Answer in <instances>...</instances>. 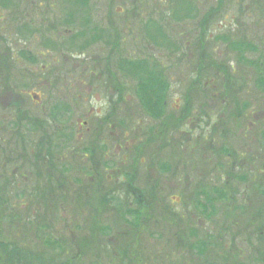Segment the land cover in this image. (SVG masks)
I'll list each match as a JSON object with an SVG mask.
<instances>
[{
  "label": "rangeland",
  "instance_id": "obj_1",
  "mask_svg": "<svg viewBox=\"0 0 264 264\" xmlns=\"http://www.w3.org/2000/svg\"><path fill=\"white\" fill-rule=\"evenodd\" d=\"M194 1L0 0V264H16L14 247L46 264H264V0ZM124 60L164 70L166 106L147 101L165 119L141 110ZM200 62L206 91L193 84ZM20 111L52 126L32 137L64 149L67 200L38 205L60 177L38 181L25 164Z\"/></svg>",
  "mask_w": 264,
  "mask_h": 264
},
{
  "label": "trees",
  "instance_id": "obj_2",
  "mask_svg": "<svg viewBox=\"0 0 264 264\" xmlns=\"http://www.w3.org/2000/svg\"><path fill=\"white\" fill-rule=\"evenodd\" d=\"M84 1H85V4L88 6L89 0H84ZM136 1H138V0H136ZM174 1H176V0H174ZM190 1L196 3L194 0H190ZM219 2H220V5L223 7L225 5V3H226V0H220ZM214 11H215V9L213 8L210 12H214ZM197 14H198V11H197ZM89 19H87L88 22H91ZM116 36H118V33L116 34ZM202 37H203V35L201 36V39H202ZM116 45H118V43H116ZM200 46H201V44H200ZM116 48H118V46H116ZM201 52H202V48H201ZM123 62H126V64H124L123 66H121L122 71H124L123 73L126 72L128 75L129 74H135V75L137 74L136 75L137 78L135 80V83H136L135 90H136V93H137V95L139 97V100L141 102L140 103V105H141L140 107H141L142 111L144 113L146 111L153 118H158L159 111L161 110V115L159 116V118L161 117V118L165 119V111H163L164 108L163 107L162 108H154L147 101V100H149V102L152 105H155V106H156V101L157 102H160V101L163 102V97L162 96H163L164 93H166V91H167V89L169 87L168 86V83H167L166 76L164 75V70H163V73H161L159 70L158 71L157 70H154V69L152 70L151 68L150 69H147L146 68L145 71H144L143 69L146 66V64L143 61H140V60H138L136 62H130L128 60H124ZM212 62L215 63L214 60H212ZM214 63H213L214 66L219 65L218 63H216L217 65L214 64ZM197 64H198V69H197V72H198V75H197L198 76V80H197V84L199 86L198 89H200V87H201V90L206 91V89L208 88V85L209 84H208V82H203L202 73L200 72L201 69H204V67H203V64L204 63L202 64L200 62V63H197ZM228 70H230V69H228ZM155 71H157V73H155ZM212 71H211V73H213ZM139 72L140 73H143L144 72V75L143 76H138ZM215 74H216V72H215ZM228 74L229 73L227 71H224V76H222V77H226V76L228 77ZM213 78H214L213 79V82H215V80L218 78V76L217 77H213ZM9 79H10V77L8 78V81H9ZM228 82L229 81L227 80V83ZM258 83L260 84V86H261V88L263 90L264 89V78H262V79L260 78L259 81H258ZM202 86L204 87L203 89H202ZM9 93H10V91L6 92L7 95ZM226 94H231V96L233 97V95L235 94V91L233 89H231V90L228 89V90H226ZM121 98L123 99V93L121 94ZM16 114H17L16 117H14V119L11 122V126H15L16 127V126H19V124H20V127L22 128V123L21 122H24L25 123L26 121H32V120H34L33 119L34 117L31 118L30 116H27L28 115L27 112H23V114H21V111H20L19 113H16ZM6 117H8V116H6ZM36 119L37 120H35V121L36 122H39V124L32 121V123H29L28 124V128H27V126L25 124V127L22 128L23 130L26 131L24 135L21 134L22 131H16L17 135L20 136L21 141L24 142V148H23V150L21 152L22 153V157L24 159V162H25V164L26 163H29V161L31 163V159H33L37 163L36 166H37L38 170L35 172L37 174H35L34 176L36 178H39L38 181L40 180V178L44 179L45 182L47 180L49 181V180L58 179L56 176H59L60 178H59V180H56L57 181V184H56L57 185V188H52V189L45 190V191L42 190V187H41V191L38 188V190H39L38 192L39 193L37 192L36 194H34V197L36 198V200L38 199V201H39V202H37V203H39L38 205H40V202H41L40 201L41 198H42L41 197V194H44L43 197H45L47 199H48V197H53L55 199L58 196V197H60L59 198L60 200H64V199L67 200V197H69L71 195L72 190H71L70 187H69V190H65V183L66 182L68 183V181L63 176L64 174H61V175L57 174L58 171L56 170V163H55V160L58 159L59 155L61 154L60 152L63 151L64 149L61 148V147H59L57 145V143L54 146H53V144L50 145L48 143L49 141H47L45 143V144L48 145V147L46 148L44 146L45 144L42 145V144H40V142L38 143L32 137L33 135H36L39 131H45L46 130L48 132L50 130V127L52 128V126H50V127H46L47 129L44 128V129L41 130L42 126H45V124H42L38 120V118H36ZM53 119H54V121H52V122L54 124H56L57 118H56V116L54 114H53ZM111 121L112 120H109L106 123L113 124V122H111ZM48 124H52V123H48ZM118 124H120L122 126L124 124V121H120V122L118 121ZM5 125H3V124L0 125V135L5 134L6 133V129H9L8 126L4 127ZM56 125H53L55 132L58 131V126H56ZM33 126L35 127L34 129H32ZM47 136H48V133H47ZM51 140H50V142H51ZM0 150L3 151V153L0 152V155H2V157H3V158L0 157V169H2L0 171L6 174L5 169H6L7 165H5L4 162L2 161L4 158H6L5 156H3V154L5 153V150L3 149V145H0ZM41 171L44 172V173H42V175H41ZM68 172H69V169H68ZM149 172H150V170H149ZM149 174L150 175H153L151 172ZM148 178H150V176H148ZM130 181L132 183H135V180H133V179H130ZM75 182L78 185L81 181L80 180L79 181L78 180H75ZM81 184L83 186V183L82 182H81ZM157 184H158V182H156L155 186H157ZM0 189L2 191L8 190L7 186H4L3 188L1 187ZM58 190L61 191V195L58 193ZM147 190L148 189L141 188V190H140L141 191V194L143 193V195L145 197H149V198L155 197L154 196L155 193L152 192L151 190H148V192L150 194V196H148L147 195ZM261 190H259V191L261 192ZM84 193H85V191H83L81 193V197L82 198H83ZM82 198H80V201H83ZM85 202H86V200H85ZM93 202L95 204H97V201H94L93 200ZM87 203H88V201L86 202V204ZM23 208H24L23 206H20L18 204L14 205L12 207L13 216L16 215V213H19V218L22 219L23 216H24L23 215L24 214L23 213ZM26 208L27 207L25 206V209ZM98 210H99V207H98ZM122 218L123 217H121V219ZM52 220H54V218ZM91 220H93V218H91ZM123 220L125 221V218H123ZM11 221H13V220L10 219L9 222H11ZM36 221H37V219H29L27 221L30 224V228H33L35 226ZM91 223H92V221H90L89 225ZM45 224H47L49 226H55L54 223H51L50 224V221H46ZM95 229L97 230V226L94 225L92 227H89L88 230L89 231L91 230V232H92ZM101 232L105 236L106 233H104V230L101 229ZM71 237L73 239L77 240V241L78 240H81L80 238L73 237V235ZM72 238L70 239V243L73 244L74 241H73ZM94 238H95V236L93 237V239ZM83 240H85V238ZM63 242H64V244H66L65 241H63ZM100 242H99V244H100ZM19 249L20 248H17V247H14V249L13 248L10 249V254L11 255L13 254L12 256L14 257V260H15V263L16 264H46L45 261H48V262L52 261V258H49L48 260H45L41 255H38L37 256V254L34 253V252H28L27 250H21V249L19 250ZM116 251L117 250H115V253H117ZM122 255L123 256H127L126 255V252L125 253L123 252ZM127 257H130V256H127ZM68 261H69V263H63V264H79L78 261H76L75 259H72V261H70V260H68ZM51 263L52 264H55L54 261L51 262Z\"/></svg>",
  "mask_w": 264,
  "mask_h": 264
},
{
  "label": "flooded vegetation",
  "instance_id": "obj_3",
  "mask_svg": "<svg viewBox=\"0 0 264 264\" xmlns=\"http://www.w3.org/2000/svg\"><path fill=\"white\" fill-rule=\"evenodd\" d=\"M117 95H118V94H117ZM112 99H113V96L111 95V96H110V100H109V104H110V105H113V100H112ZM115 99H116V98H115ZM116 105H118V102H117V101L115 102V106H116ZM111 108H112V106H111ZM115 109H116V107H113V108H112V111H115ZM118 147H119L120 150L122 149V146H121V145L118 146ZM103 148H104V147H101L100 149H103ZM90 153H91V152H89V154H90Z\"/></svg>",
  "mask_w": 264,
  "mask_h": 264
}]
</instances>
